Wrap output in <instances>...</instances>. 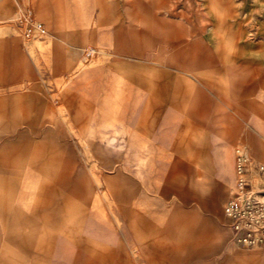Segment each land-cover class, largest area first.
Segmentation results:
<instances>
[{"label": "rangeland", "instance_id": "obj_1", "mask_svg": "<svg viewBox=\"0 0 264 264\" xmlns=\"http://www.w3.org/2000/svg\"><path fill=\"white\" fill-rule=\"evenodd\" d=\"M78 5L82 13L77 23L68 28L78 29L86 41L82 60L72 62L67 70L57 65L55 44H60L61 52L69 47V41L56 39L50 31L44 38H24L14 19L31 7L21 0H6L5 14L0 16V109L54 118L72 133L78 129L76 118L88 119V125L95 127L105 123V118L111 120L112 127L122 126L126 122L116 110L123 109L124 101L118 102L117 98L126 95L130 72L138 71L149 81L143 93L154 101L160 99L159 86L166 82L171 99L159 100L163 115L159 145L164 151L153 157L146 151L135 165H149L153 174L158 173L160 184L170 186L167 194L152 192L167 212L151 209L142 216L135 211L132 219L137 226L144 222V228L140 225L126 233L120 228L116 239L128 248L143 241L159 242L169 249L168 255L179 257L176 264H238L243 254L256 255L257 264H264V248L237 245L223 217L224 204L235 185V148L242 145L255 160L264 161V0H103L97 6L94 1L78 0ZM32 15L41 20L34 12ZM173 26L185 33L178 47L195 39L200 47L177 57L176 47L162 40L166 34L173 36ZM209 31L221 37L220 46L209 41ZM134 44L143 52L137 57L125 52ZM88 46L96 48L95 55L87 53ZM177 61L181 63L179 69L174 65ZM100 67V71L93 72ZM14 70L20 77L11 82ZM206 96L214 97L220 109L215 116L219 131L215 132V149L200 152L207 148L209 133L195 125L190 113L196 107H206L200 99ZM225 108H231L237 117L245 116L244 136L234 134L238 119H232L230 126L223 120ZM197 115L206 117L202 111ZM155 117L147 112L139 115L146 122ZM3 133L0 130V137L13 138ZM114 133L109 134V140H118L119 146L110 145L103 153L122 159L126 143ZM82 137L81 146H87L88 136ZM74 147L81 156L80 147ZM254 147L262 152L255 153ZM224 151L230 153V162L227 169L221 170L220 156ZM62 160L44 167H54L58 174L63 170ZM101 169L94 168L93 172H102V176L91 173L90 180L95 191L101 187L104 193V175L112 174L114 169ZM53 179L45 174V181ZM185 192L189 196L184 197ZM103 202H111V198L104 197ZM167 221L170 229L183 223L187 224L186 230L167 235ZM1 229L0 226L2 232ZM206 249L211 253L197 254ZM166 262L168 256L149 248L140 264Z\"/></svg>", "mask_w": 264, "mask_h": 264}, {"label": "crops", "instance_id": "obj_2", "mask_svg": "<svg viewBox=\"0 0 264 264\" xmlns=\"http://www.w3.org/2000/svg\"><path fill=\"white\" fill-rule=\"evenodd\" d=\"M88 1H94L97 6L103 0ZM21 3L29 5L32 9H28L48 26L47 35L50 31L56 39L69 41V47L61 52L58 50L60 44H55L58 66L68 70L72 62L82 60L81 52L86 38L79 36L78 29L68 28L77 23L80 12L82 13L78 0H21ZM5 11L6 0H0V16ZM173 28V36L166 34L162 40L176 47L177 57L200 47L198 39L188 40L178 47L184 41L185 33L174 26ZM207 38L217 47L221 45V37L215 32L209 31ZM207 50L205 49L208 53ZM95 52L96 48L93 46L87 47L88 54L95 55ZM125 52L135 57L143 53L136 44ZM193 64L191 67H194ZM174 65L178 69L181 67L179 61ZM101 69L95 68L93 72ZM19 77V71L14 70L10 81L14 82ZM147 83L149 81L140 72H130L126 81V95L117 98L118 102L124 101L123 109L116 110L126 122L122 126L112 127L109 125L111 120L105 118V123L95 127L88 125V119L76 118L74 124L78 129L72 133L54 118L47 120L39 115L30 117L26 112L18 115L8 108L0 109V130L3 134L13 135L12 139L0 137V264H140L149 248L168 256V262L164 264H176L179 261L176 254L168 255L169 249L159 242L143 241L138 246L128 248L125 243L116 239L119 237L118 229L122 228L126 233V230L135 231L145 224L142 222L137 226L132 219L135 211L142 216L150 213L151 209L167 212L166 207H160V201L152 192L167 194L170 186H162L158 173L153 174L149 165H135L136 161L140 162L139 158L145 157L146 151L151 152L152 157L164 151L159 145L163 129L159 100L171 99V96L165 87L167 83L164 82L159 86L160 99L154 101L148 98L143 93L144 87L149 86ZM200 99L203 101L201 104L206 107H196L190 113L194 115L195 125L209 133L207 148L199 151H213L216 144L215 132L219 131L215 116L220 114L216 113L220 109L216 108L214 97ZM40 110L38 109L39 112ZM201 111L206 117L199 118L197 114ZM143 112L154 114L155 120H140L139 115ZM222 112L223 120L229 126L232 119H238L239 124L235 125L238 129L234 134L237 133L236 137L244 136L245 116L241 117L239 114L237 117L231 108H225ZM113 131L114 136H121L126 143L122 159L103 153L110 145L119 146L118 140H109V134ZM82 136H88L87 146H81ZM74 144L81 149L79 157L74 151ZM219 151L218 149L217 152ZM254 151L262 152L257 147H254ZM16 153L18 157L13 156ZM61 158L64 165L60 173L57 174L54 167L50 170L44 167L47 163L61 161ZM220 158L219 168L227 169L230 153L224 151ZM97 166L114 169L112 174L104 175V193L100 191L101 187L95 191L91 184V173L96 177L99 174L102 176V172H93ZM45 174L51 175L55 180L45 181ZM182 195L189 196L186 192ZM107 196L111 198V202L105 203L103 198ZM43 198L46 202H42ZM109 208L114 213V218L109 215ZM166 224L167 235L176 230L184 231L187 227V224L181 223L175 225L174 230L170 229L168 221ZM109 244L112 246L109 247ZM210 253L211 249H206L197 254L206 256ZM242 261L257 264L259 259L253 254H243L240 255L238 264H242ZM220 264L225 262L221 261Z\"/></svg>", "mask_w": 264, "mask_h": 264}, {"label": "built area", "instance_id": "obj_3", "mask_svg": "<svg viewBox=\"0 0 264 264\" xmlns=\"http://www.w3.org/2000/svg\"><path fill=\"white\" fill-rule=\"evenodd\" d=\"M26 39L44 38L48 31L30 10L14 19ZM235 185L224 204V218L232 240L243 248H264V161L255 160L247 148H235Z\"/></svg>", "mask_w": 264, "mask_h": 264}]
</instances>
